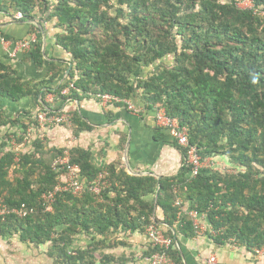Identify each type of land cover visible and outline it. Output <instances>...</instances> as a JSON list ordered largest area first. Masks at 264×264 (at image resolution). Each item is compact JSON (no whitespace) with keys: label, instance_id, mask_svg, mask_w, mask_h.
Returning a JSON list of instances; mask_svg holds the SVG:
<instances>
[{"label":"trees","instance_id":"1","mask_svg":"<svg viewBox=\"0 0 264 264\" xmlns=\"http://www.w3.org/2000/svg\"><path fill=\"white\" fill-rule=\"evenodd\" d=\"M241 1L56 0L50 5L51 0H0V11H19L29 19L43 2L42 18L56 19L61 29L58 43L75 61L69 75L74 87L66 94L62 93L66 82L48 88L58 77L55 63L50 64L52 75L41 84L24 80L11 66L0 63V97L15 102L31 97L42 110L61 115L62 105L53 108L46 102L48 93L56 94L62 104L68 98L81 100L106 93L128 100L139 95L149 107L164 108L169 117L187 127L189 146L196 147L202 160L225 155L237 171L203 167L194 176L187 163L188 149L170 134L167 142L182 152L184 162L177 176L160 182L154 176L117 171L115 163L98 168L89 149L74 147L69 150L71 161L80 166L88 182L105 173L112 185L100 193L59 192L52 210H47L44 194L59 181L53 160L64 149L49 160L44 140L38 138L32 152L17 154L9 149L0 153V205L27 211L24 216L14 211L0 216V235H19L21 241L37 247L48 245L56 264L110 263L113 255L96 253L120 230L146 232L156 225L173 238L171 228L179 222L180 233L195 236L190 217H178L175 202L183 197L218 231L211 234L216 243L232 241L248 250L263 248L264 0H250L251 8L242 7ZM112 6H117L116 15L109 13ZM96 29H101V37H89ZM30 55L38 68L44 67L40 44ZM75 70L78 77L74 80ZM35 116L24 110L20 118L2 119L0 111V127L13 123L26 130L37 123ZM71 122L76 133L90 129L79 116H72ZM157 207L169 227L156 224ZM80 233L91 239L86 248L73 254ZM155 250L150 246L147 256ZM168 254L176 264H184L174 242Z\"/></svg>","mask_w":264,"mask_h":264},{"label":"crops","instance_id":"2","mask_svg":"<svg viewBox=\"0 0 264 264\" xmlns=\"http://www.w3.org/2000/svg\"><path fill=\"white\" fill-rule=\"evenodd\" d=\"M16 14L0 11V63L11 66L18 76L24 80H32L33 84H41L45 79L48 80L53 73L49 72L50 64L55 63L58 77L49 83L48 88L56 89L75 67L72 54L58 43L57 36L61 29L57 27L56 19L42 18L38 12L31 19L28 17L19 19ZM20 42H29L30 47L19 48ZM37 44L41 45L45 59L43 68H38L30 55ZM75 73L74 80L78 77L76 70ZM56 97V94L51 92L46 95L45 100L52 103L53 108L62 105L59 112L66 113L69 119L53 125L52 128H47L48 124L37 128L35 125L34 128L29 127V131L33 130L36 136L39 133L48 137L44 142L48 151L74 147L89 149L92 153V162L98 168L115 163L117 171L125 170L127 174L133 176H154L158 182L164 177L173 178L178 175L184 156L172 143L167 142L169 133L158 124L156 106L151 108L145 102L137 101L136 96L129 101L136 106L138 112L129 109L124 102H105L103 99L101 102L95 97L92 98L93 96L81 100L68 98L63 104L62 100ZM2 102L14 106L15 111L30 109L33 106L31 97L17 102L0 97V103ZM72 116H79L90 129L74 132ZM100 176L106 184L103 190L110 188L112 182L107 179L106 174L102 173ZM175 205L179 208L178 217L187 215L193 224L190 215L193 209L189 201L184 202L183 197H177ZM202 216L206 217L198 214L197 221L203 225V231L196 230L193 237H187L179 232V222L170 227L173 242L184 264H209L211 256H215L219 264H264V257L256 255L254 250L230 242L216 243L211 238L210 223H205ZM153 219L159 220L156 223L159 226L169 227L163 221L164 213L161 207L155 208ZM90 236L80 233L73 247L86 248ZM100 238L103 239L101 236L97 239ZM104 244L101 251L96 254L104 252L111 257L113 255L115 260L110 263L97 260L96 264H145L146 252L151 246L146 232L123 230L117 231L111 240L105 241Z\"/></svg>","mask_w":264,"mask_h":264},{"label":"built area","instance_id":"3","mask_svg":"<svg viewBox=\"0 0 264 264\" xmlns=\"http://www.w3.org/2000/svg\"><path fill=\"white\" fill-rule=\"evenodd\" d=\"M16 16L19 19L24 18V14L22 12H18ZM28 47H30L29 42H20L19 44V48ZM71 87H74V85L71 84ZM100 97L105 102H124L127 104L129 109H132L135 112L139 111L136 106L133 105L128 99H124L108 93L100 95ZM35 118L42 125L48 123L61 124L69 119L66 113H63L61 115H54L49 114L44 110L39 112L35 116ZM157 121L161 127L165 128L168 131L172 138L177 140V142L181 146L188 149L187 163L191 166L192 174L194 176L197 175L199 171L204 167V160H202V157L200 156L196 147L189 146L188 129L184 126H181L177 118L169 117L166 114L164 108L158 109ZM53 167L59 172V181L53 190H50L46 194H44V199L48 203L46 206L47 209L52 207L53 203L56 200V195L59 192H72L74 195H81L87 191L100 193L106 185L105 182H103L101 176H99V178L93 183L88 182V180L82 175L80 166L78 164L72 163L70 152L67 150H65L63 154L58 155L53 160ZM9 211H14L15 213H18L22 216L26 215L27 212L25 210L19 209L9 210L6 206L0 205V216L9 213ZM190 215L193 218L195 229L197 230V232H201L203 230V225H200L197 221L198 213L192 211ZM212 232L214 234L217 233L216 230H212ZM146 234L149 237L151 246L156 250L151 255L146 256L145 264H176L168 254L169 248L173 245V239L170 236H167L164 233L163 229L159 228L156 225L149 226L147 228ZM256 254L264 257V248L256 249ZM209 264H219V262L217 261L215 256H211L209 258Z\"/></svg>","mask_w":264,"mask_h":264},{"label":"rangeland","instance_id":"4","mask_svg":"<svg viewBox=\"0 0 264 264\" xmlns=\"http://www.w3.org/2000/svg\"><path fill=\"white\" fill-rule=\"evenodd\" d=\"M55 2H56V0H51V3H49V4L52 5V3H55ZM240 5L244 8L253 7V3L250 0H243L240 2ZM43 7H44V3L42 2L41 7L38 5V7L36 8V11L39 13L40 11H42L41 8H43ZM108 10H109V13L111 15L117 14V6H112ZM18 12H15V13H18ZM42 12H40V14ZM121 21L127 22V19L126 18L123 19L121 17ZM101 35H102L101 29H96L95 31H93L89 35V37L95 36L97 39H99L101 37ZM146 71H147V73H150L152 71L151 67L149 69H146ZM65 82L68 85L63 89V91H66L68 93L69 88L71 87L72 81L70 82V79L68 77L67 79L62 81L60 83V85L64 84ZM94 97L96 98V100L103 102L102 99H100L101 98L100 95L93 96L92 98H94ZM136 98H137V96H136ZM136 100L142 101L143 99L139 97V99L137 98ZM13 109H14V106H12V105L10 106L9 104L7 105V104H4L3 102L0 103V111L2 112V115H3L2 119L6 118V116L9 119L17 118V117L20 118L19 113L23 112L24 110H31V112L34 116L42 111V108L40 106L34 105V102H33L32 108H30V109H20V110L18 109L17 111H15ZM21 118L25 119L24 117H21ZM34 125L36 126V128L39 126H42V124L39 121H37L36 124L33 123L29 127L32 126V128H34ZM45 125H47V124H45ZM45 125H43V126H45ZM48 125L49 126L47 128H52V127H54L53 125H57V124L56 123H48ZM29 127L26 130H24L21 128L20 125H13V123H8L4 126H1L0 127V153L1 152H7L9 149L15 151L17 154H19V153L24 154V153L32 152L34 150V147H35V140H37L38 138H42V140H44V142H45V139L48 138L47 136H44L41 134L39 135V133L36 136V134H34L33 130L29 131ZM14 134H16V135H14ZM17 134H19V135H17ZM20 134H21V136L24 135V138L21 141L18 140V139H20L19 138ZM43 148H45V147L43 146ZM59 149H62V150L64 149L63 151H65V150L69 151L70 150L69 148H59ZM59 149L56 148V150L49 151V156H48L49 160H51L53 158V156L55 155V153ZM16 160L18 162L19 158H16ZM203 162H204L203 166L206 169L211 168V169H214L215 171L217 170L219 172H232V173L237 172L235 165L233 163H231L230 159L225 155L217 156V157H208ZM10 174H14V173L11 171ZM50 209L52 210V207H50L47 210H50ZM204 221H205V223H209L208 219H206V217H204ZM210 234H212V233H210ZM230 243H233V242L230 241ZM77 249H80V247H77L75 249V251L73 252V254H75ZM70 250L73 251V249H70ZM48 252H49L48 245H40L37 247L33 244H26L25 242L21 241L19 235H14V236L0 235V264H56L54 262L55 261L54 258L51 257L48 254Z\"/></svg>","mask_w":264,"mask_h":264},{"label":"water","instance_id":"5","mask_svg":"<svg viewBox=\"0 0 264 264\" xmlns=\"http://www.w3.org/2000/svg\"><path fill=\"white\" fill-rule=\"evenodd\" d=\"M70 67H71V66H70ZM42 95H43V92L40 94V97H42ZM159 189H160V187H159V184H158V189H157V191H156V195H155V202H157V200H158Z\"/></svg>","mask_w":264,"mask_h":264},{"label":"clouds","instance_id":"6","mask_svg":"<svg viewBox=\"0 0 264 264\" xmlns=\"http://www.w3.org/2000/svg\"><path fill=\"white\" fill-rule=\"evenodd\" d=\"M194 211V210H193ZM202 215H204V214H202ZM203 217V216H202ZM204 218V217H203ZM210 223V222H209ZM209 225H211V224H209ZM195 228V227H194ZM212 230H215V229H213V226L211 225V231H210V233H212V234H214L213 232H212ZM195 231H196V229H195ZM197 232V231H196ZM217 233H218V231H217ZM216 233V234H217ZM264 248V247H263ZM257 249H261V248H257ZM254 253L256 254V249L254 250ZM256 255H258V254H256Z\"/></svg>","mask_w":264,"mask_h":264}]
</instances>
